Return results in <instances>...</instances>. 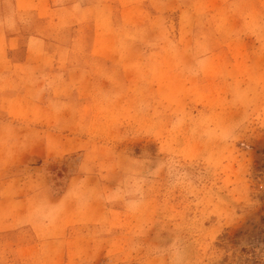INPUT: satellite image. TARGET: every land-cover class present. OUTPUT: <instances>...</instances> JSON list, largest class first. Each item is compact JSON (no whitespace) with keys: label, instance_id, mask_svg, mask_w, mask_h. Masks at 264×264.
<instances>
[{"label":"rangeland","instance_id":"rangeland-1","mask_svg":"<svg viewBox=\"0 0 264 264\" xmlns=\"http://www.w3.org/2000/svg\"><path fill=\"white\" fill-rule=\"evenodd\" d=\"M0 2L2 32L48 38L23 64L0 39V132L59 134L0 168V195L38 193L4 203L0 264H264V0Z\"/></svg>","mask_w":264,"mask_h":264},{"label":"crops","instance_id":"crops-1","mask_svg":"<svg viewBox=\"0 0 264 264\" xmlns=\"http://www.w3.org/2000/svg\"><path fill=\"white\" fill-rule=\"evenodd\" d=\"M3 3V5H2ZM47 4V3H46ZM4 2H0V8L4 7ZM49 6V2H48ZM18 5H15V8L17 9ZM38 8V7H37ZM2 9H0V16L2 14ZM2 23V17H0V24ZM0 39L4 40L6 42V50L8 49L9 54L14 60V62H19L20 64L26 63L27 60H29L30 56H33L34 53H36L35 49H32L33 44L42 43V41H47L48 38L44 37V35H26L25 37L21 36L20 34L12 33V32H2L0 28ZM22 39H25L26 44V57L23 59H18L16 57V53L18 52V49L20 47V41ZM39 49V48H37ZM41 49V48H40ZM1 52V51H0ZM38 52V51H37ZM42 55L44 51H41ZM39 54V53H36ZM14 63V64H19ZM41 85V83H39ZM54 99L50 98H22V99H10L8 100L9 103L16 102L18 104H25L26 107L22 108L24 109L27 114L24 115L26 119L30 120H38L39 117H43V119L48 118V103L49 101H52ZM5 101L0 100V103L3 104ZM7 115H15L14 112H11L8 110ZM47 115V117H46ZM17 117V116H16ZM20 129V128H18ZM17 132V131H16ZM25 136H29L30 142H27L26 140H17L15 139V134H10L9 136L4 135L5 133L0 132V168L4 167L7 163V166L12 165H20V163L28 162L29 159H32L36 157V155H40V157H43L47 154L46 151H50V147L48 144H45L44 137L46 135L51 134L52 137H56L59 134L49 132L46 129H40L35 127H30V129L24 130ZM43 133V134H42ZM21 153V156L19 158V155ZM48 155H52L51 152L48 153ZM41 180H40V191L39 192H46L47 188V178L46 174L44 172H40L36 174ZM26 180L25 182H27ZM40 194V193H39ZM38 193H32L30 191L24 192L20 196H15L10 193L9 197L4 196L3 194L0 195V215L4 213V203L7 202L8 205V214L12 218H16L19 215L28 214L27 208L32 205V201L37 197ZM19 206V208L17 207ZM6 211V210H5ZM24 212V213H23ZM55 243L54 241H51ZM50 245V241H49ZM63 248H66V246H63ZM95 262H99L98 260L93 259H81V258H67L64 256L62 258H56L52 257L51 263L53 264H94Z\"/></svg>","mask_w":264,"mask_h":264},{"label":"clouds","instance_id":"clouds-1","mask_svg":"<svg viewBox=\"0 0 264 264\" xmlns=\"http://www.w3.org/2000/svg\"><path fill=\"white\" fill-rule=\"evenodd\" d=\"M38 215L40 217L41 222H44V221L51 222V220H53L54 217H55V212H44V211H41Z\"/></svg>","mask_w":264,"mask_h":264}]
</instances>
